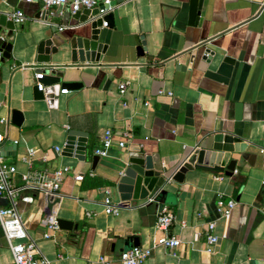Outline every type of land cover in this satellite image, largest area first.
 Segmentation results:
<instances>
[{"label": "crops", "instance_id": "1", "mask_svg": "<svg viewBox=\"0 0 264 264\" xmlns=\"http://www.w3.org/2000/svg\"><path fill=\"white\" fill-rule=\"evenodd\" d=\"M117 1L111 0L107 11L113 27L100 28L99 39L106 45L100 62L71 64L68 45L52 55L53 71L62 73V81L82 86L60 94L50 107L35 100L34 74L46 68L36 62L37 47L47 39L57 46L62 39L86 38L89 22L81 24L67 8L45 10L38 2L0 0V13L9 20L16 11L25 16L14 24L11 58L0 63L1 156L16 166V187H22L23 174L50 177L69 167L52 196L60 199L58 219L76 226L43 239L39 222L45 195L21 190V197L29 198L18 204L25 229L51 264H100L102 255L118 264L132 239L146 248L163 235L156 219L170 213L168 235L181 245L155 248L144 264H264V0H204L196 26L187 24L189 0ZM207 49L215 54L202 60ZM225 57L233 63L224 62ZM13 110L22 114L21 126L12 122ZM72 130L86 137L84 161L53 151L63 150ZM105 131L114 144L109 156L92 166ZM220 132L234 137L230 160L236 161V174L193 169L180 183L169 179L160 198L120 200L115 185L130 153L158 154L174 173ZM13 140L18 141L15 150ZM118 141L125 147L118 148ZM27 148L38 149L37 158L45 154L47 161L36 159L28 167L20 161ZM76 175L83 179L76 181ZM86 179L104 186L85 188ZM106 193L120 208L119 216L104 213ZM219 195L237 203L227 218L217 213ZM209 222L215 223L218 237L212 251L204 236ZM0 264H13L1 227Z\"/></svg>", "mask_w": 264, "mask_h": 264}, {"label": "water", "instance_id": "2", "mask_svg": "<svg viewBox=\"0 0 264 264\" xmlns=\"http://www.w3.org/2000/svg\"><path fill=\"white\" fill-rule=\"evenodd\" d=\"M203 1L189 0L187 22L189 26L197 25ZM121 2L117 1V3ZM109 7L110 5L102 6V4H99L94 9H84L72 15L81 24L89 22L90 30L88 37L74 38L70 41L62 39L59 40V45L57 46H54L51 39H47L38 45L36 62L46 67L43 70L44 77L41 81L45 90L43 92H35V100L46 101L48 106L51 107L52 104L56 105L58 103V96L61 90H77L82 86L81 83L62 81V73L53 71V68H57V66L51 64L52 55L58 53V47L68 45L71 64L90 66V64L100 62V54L106 51V45H103L99 39L100 28L103 22H106V27L108 28L113 27L114 23L111 13L100 16L99 11L102 8L108 9ZM15 35L16 29L14 23L5 14L0 13V51L2 52V61L11 58ZM214 54V52L207 49L204 51L201 59L208 60ZM223 60L226 63H233L229 57H225ZM11 118L16 126H21L23 117L20 112L13 110ZM76 137H78L77 141ZM233 143L234 137L231 135L221 132L214 134L209 147L199 148L193 152L187 157V160L179 165L174 173H170L162 165L161 157L158 154L130 153L126 161V167L115 185L120 200L146 201L150 198H160L163 196V186L169 179L180 183L184 180L185 174L193 169H204L224 173L229 177L232 176L236 167V161L230 160L231 153L234 151ZM15 149L16 146H12V150ZM62 152L64 156H72L74 154L76 159L84 161L86 137L79 134L78 131H68L65 136ZM98 159V156L93 157L92 166H94ZM59 200L56 196L46 194L45 210H50ZM58 225L62 230H71L72 227L76 228L71 222L62 219H58ZM137 245L138 242L132 239V244L123 251L130 250Z\"/></svg>", "mask_w": 264, "mask_h": 264}, {"label": "built area", "instance_id": "3", "mask_svg": "<svg viewBox=\"0 0 264 264\" xmlns=\"http://www.w3.org/2000/svg\"><path fill=\"white\" fill-rule=\"evenodd\" d=\"M27 3L38 2L43 9L50 10L54 8H67L71 14L84 9H94L99 5V0H24ZM111 0H103L102 6H109ZM108 9L102 8L99 15L107 14ZM14 24H21L25 20V16L21 11H16L10 16ZM106 22L103 23L105 27ZM2 62V52L0 51V63ZM44 77L42 71L34 74L35 87L38 92L44 91V85L41 82ZM120 95L125 93L126 86L124 83L118 85ZM67 90L63 89L60 94H67ZM127 133L125 137H128ZM4 144V137L0 134V148ZM13 146L18 145L17 140L11 142ZM114 144L110 131H105L100 145L96 147L93 153L98 157H108L110 150ZM118 148L125 147V141H118L116 143ZM54 153L60 154L62 148L55 147ZM38 149L27 148L25 154L20 158V161L31 167L32 163L39 159L43 162L47 161L46 155L37 158ZM69 172V167L63 166L58 168L50 177L43 176L37 172H29L21 176L22 187H16L12 183L13 176L17 173L16 166L4 161L1 156L0 149V201H5L7 205L0 204V227L3 231L4 237L7 241L8 248L12 255L13 264H51V262L41 255L36 240L31 238L21 220L18 210L20 200L29 201V198L21 197V190H29L43 195H56L64 176ZM236 174V171H233ZM76 181L83 179L82 175H76ZM264 186V178L261 181ZM236 201L234 199L225 200L221 195L217 197L216 209L217 213L222 218H227L233 212ZM103 211L106 215L117 217L120 214V208L116 206L108 193L103 199ZM93 214L86 213L87 218H91ZM173 217L170 213H161L156 219V228L163 232V235L154 239L149 247H133L130 250L122 251L116 261L118 264H144L150 258L152 251L157 247L165 249H175L181 245V241L168 235V228L172 223ZM40 226L43 228L42 238L50 240L53 238V233L59 231L57 208L56 204L50 209L45 210L40 219ZM215 223L209 222L204 233L207 250L212 251L218 243V237L214 234ZM100 264H113L105 256H100Z\"/></svg>", "mask_w": 264, "mask_h": 264}, {"label": "trees", "instance_id": "4", "mask_svg": "<svg viewBox=\"0 0 264 264\" xmlns=\"http://www.w3.org/2000/svg\"><path fill=\"white\" fill-rule=\"evenodd\" d=\"M86 183H87V185L84 186L85 188L96 189V188H101L104 186V184L97 179H86Z\"/></svg>", "mask_w": 264, "mask_h": 264}]
</instances>
